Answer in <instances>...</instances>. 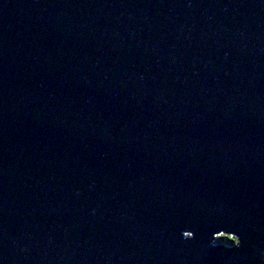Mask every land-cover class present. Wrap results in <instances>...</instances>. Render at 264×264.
<instances>
[{
    "label": "water",
    "instance_id": "water-1",
    "mask_svg": "<svg viewBox=\"0 0 264 264\" xmlns=\"http://www.w3.org/2000/svg\"><path fill=\"white\" fill-rule=\"evenodd\" d=\"M263 256L264 0H0V264Z\"/></svg>",
    "mask_w": 264,
    "mask_h": 264
},
{
    "label": "trees",
    "instance_id": "trees-1",
    "mask_svg": "<svg viewBox=\"0 0 264 264\" xmlns=\"http://www.w3.org/2000/svg\"><path fill=\"white\" fill-rule=\"evenodd\" d=\"M228 242V244H235L238 241V238L234 237L233 235H228V237H223L222 242Z\"/></svg>",
    "mask_w": 264,
    "mask_h": 264
},
{
    "label": "snow or ice",
    "instance_id": "snow-or-ice-1",
    "mask_svg": "<svg viewBox=\"0 0 264 264\" xmlns=\"http://www.w3.org/2000/svg\"><path fill=\"white\" fill-rule=\"evenodd\" d=\"M184 237H187V239H192L193 238V233L192 232H189V231H185L183 233Z\"/></svg>",
    "mask_w": 264,
    "mask_h": 264
},
{
    "label": "rangeland",
    "instance_id": "rangeland-1",
    "mask_svg": "<svg viewBox=\"0 0 264 264\" xmlns=\"http://www.w3.org/2000/svg\"><path fill=\"white\" fill-rule=\"evenodd\" d=\"M228 234L227 233H223L222 235H220L221 237H226ZM219 236V235H217ZM238 243V242H237Z\"/></svg>",
    "mask_w": 264,
    "mask_h": 264
}]
</instances>
